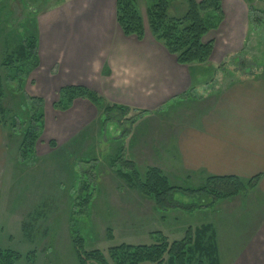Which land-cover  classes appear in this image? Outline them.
<instances>
[{"label":"rangeland","instance_id":"obj_1","mask_svg":"<svg viewBox=\"0 0 264 264\" xmlns=\"http://www.w3.org/2000/svg\"><path fill=\"white\" fill-rule=\"evenodd\" d=\"M139 2L141 10L152 4L151 0ZM90 3L91 0H0V62L6 41L15 44L28 30L37 31L39 36L58 16L74 15ZM254 5L263 9L264 1L255 0ZM186 10L185 0H175L169 15L180 17ZM256 14L262 22L249 39L252 49L232 54L219 65H210L209 74L205 71V77L197 81L194 99L178 98L133 122H126L120 115L113 116L111 124L117 123L122 128L110 126L108 134L101 132L98 111L93 119L84 122L73 120L76 118L73 111H56L53 105L59 99L60 89L47 92L37 82V75L40 78L43 70H38L39 67L33 70L25 91L29 97L43 98L51 115L49 119L45 116L36 159L26 165L18 154L22 134L11 125L4 128L1 124L10 162L3 179L5 188L0 190V248L20 253L21 259L16 264H79L72 229L81 235L85 249L100 250L108 258L111 247L157 244L161 241L157 234L173 243L185 238L188 230L203 225L213 227L219 234L220 264H227L238 249L255 247L256 234L264 230V200L256 198V188L230 198L179 193L162 209L128 186L117 173V167H112L110 155L122 145L124 155L136 162L141 173L155 167L168 177L172 186L202 187L205 176L179 170L178 160L173 159L170 151L171 138L185 124L208 119L214 103L218 109L212 117H228L222 104L232 89L243 85L242 79L264 81V14ZM214 74L217 77L209 84ZM10 88L16 91L17 85L12 83ZM220 89H224L221 100L214 97ZM17 99L8 95L5 108L13 109ZM250 116L264 118V111L253 108ZM59 122L63 128L57 130ZM122 129L126 132L123 135ZM51 142L56 143L55 148L50 146ZM84 182L89 183L90 194L86 208L78 204L84 194ZM199 261L195 258L191 264Z\"/></svg>","mask_w":264,"mask_h":264},{"label":"crops","instance_id":"obj_2","mask_svg":"<svg viewBox=\"0 0 264 264\" xmlns=\"http://www.w3.org/2000/svg\"><path fill=\"white\" fill-rule=\"evenodd\" d=\"M147 8L140 9L145 28L143 40L123 34L116 20V0H91L87 8L76 14L55 18L39 34L38 70L43 73L40 78L37 75V82L47 92L71 85L85 86L111 103L152 113L172 104L204 78L206 73L201 68L206 67L199 66L193 73L190 66L180 65L152 36ZM222 8L221 22L204 38L206 42L214 41L209 66L252 49L249 39L258 30L250 27L245 0H222ZM252 80L242 79L243 85L232 89L222 104L228 117H212L218 109L214 103L208 119L198 117L172 135L170 151L184 173L206 178L237 176L243 180L262 175L254 192L258 194L256 198L264 200V118L250 116L253 108L264 111V81ZM223 92L220 89L214 97L221 100ZM70 111L78 122L97 115V109L83 99L76 100L66 112ZM50 115L46 107V118ZM61 128L59 122L56 129ZM7 156L0 123V190L5 188L3 179L10 162ZM255 238V247L236 250L227 264H264V230ZM218 246L220 250L219 243Z\"/></svg>","mask_w":264,"mask_h":264},{"label":"trees","instance_id":"obj_3","mask_svg":"<svg viewBox=\"0 0 264 264\" xmlns=\"http://www.w3.org/2000/svg\"><path fill=\"white\" fill-rule=\"evenodd\" d=\"M174 1L151 0L152 4L147 8L150 32L158 43L175 56L180 65L190 66L193 73L199 66L206 67L201 70L209 72L208 64L214 49V41L206 42L204 38L211 29L219 25L223 18L222 0H201L200 2L185 0L187 10L180 17L169 15ZM245 1L250 11V27L254 30L262 22L256 13L264 14V7L263 9L256 7L255 0ZM116 20L125 36L144 39L145 28L139 0H116ZM32 24L37 26L35 21ZM39 66L37 31H26L15 44H12L10 40L6 41L4 55L0 62V118L4 128L11 125L22 134L18 154L24 165L36 159L37 143L45 130V100L41 97H29L25 91L27 79ZM220 67L217 69L219 70ZM216 77L217 75H212L208 83L213 84ZM12 83L17 85L16 91L10 88ZM196 87L197 82L189 92L179 97L180 100L194 99L192 95ZM8 95L18 98L15 100L13 109H6L4 106ZM79 99L89 101L100 113L99 121L103 134L109 133L110 126L121 127L116 125L117 123L111 124L113 116L118 118L120 115L126 122H133L144 114L151 113L111 103L98 92L81 85L62 87L59 91V99L54 103L53 108L59 112H66ZM124 133L126 132L123 131L121 135ZM50 146L55 148L56 143L51 142ZM124 153V146L121 145L110 155L112 167L115 169L117 167V173L129 187L137 189L162 209L179 193L186 196H202L203 194L215 198H230L248 189L257 188L262 177L259 174L243 180L237 176H208L202 187L183 189L172 186L168 177L159 168L148 167L145 173H141L136 162L129 160ZM84 183L82 191L84 194L81 197L82 200H78V204L86 208L90 203V194L87 193L89 183ZM71 226L73 227V224ZM157 235L161 238L157 244H121L111 247L108 250V258L100 250L85 249L84 240L75 229H72V242L79 264H165L168 261L170 264H191L195 258L200 259L197 264L205 262L220 264L217 233L213 227L203 225L188 230L185 238L173 243H169L163 235ZM109 237H112L110 232ZM20 259V253L0 248V264H16Z\"/></svg>","mask_w":264,"mask_h":264},{"label":"built area","instance_id":"obj_4","mask_svg":"<svg viewBox=\"0 0 264 264\" xmlns=\"http://www.w3.org/2000/svg\"><path fill=\"white\" fill-rule=\"evenodd\" d=\"M259 1V0H258ZM260 1H263V0H260Z\"/></svg>","mask_w":264,"mask_h":264}]
</instances>
